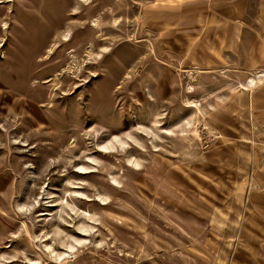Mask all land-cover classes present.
Listing matches in <instances>:
<instances>
[{
    "label": "rangeland",
    "instance_id": "obj_1",
    "mask_svg": "<svg viewBox=\"0 0 264 264\" xmlns=\"http://www.w3.org/2000/svg\"><path fill=\"white\" fill-rule=\"evenodd\" d=\"M149 4L0 0V264H209L264 69L166 62Z\"/></svg>",
    "mask_w": 264,
    "mask_h": 264
},
{
    "label": "crops",
    "instance_id": "obj_2",
    "mask_svg": "<svg viewBox=\"0 0 264 264\" xmlns=\"http://www.w3.org/2000/svg\"><path fill=\"white\" fill-rule=\"evenodd\" d=\"M149 1L145 18L153 30L160 24L161 43L170 40L160 51L166 62L264 69V0ZM255 89L240 93L238 152L224 146L223 199L207 207L209 264H264V82Z\"/></svg>",
    "mask_w": 264,
    "mask_h": 264
}]
</instances>
